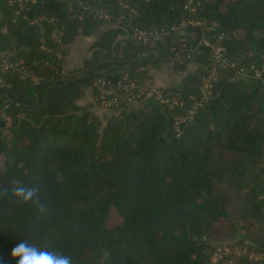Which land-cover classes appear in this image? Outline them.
Segmentation results:
<instances>
[{"label":"trees","instance_id":"1","mask_svg":"<svg viewBox=\"0 0 264 264\" xmlns=\"http://www.w3.org/2000/svg\"><path fill=\"white\" fill-rule=\"evenodd\" d=\"M89 1L113 13L130 2L141 27L187 16L183 0ZM1 14L0 52L11 54L0 61H17L30 75L0 72V188L16 177L38 183L48 211L37 221L34 207L0 198V264H16L11 249L22 239L75 264H214L216 243L237 234L264 254V0H197L196 11L226 32L228 56L260 69L261 79L219 74L210 98L189 115L201 99L196 69L161 89L176 99L173 108L152 98L142 110L123 105L105 122L76 102L87 89L96 97L93 80L125 69L140 74L171 58L179 40L137 43L111 28L92 44V62L79 74L64 72L55 30L64 55L100 21L73 17L58 0H37L18 14L0 0ZM175 116L185 117L179 133Z\"/></svg>","mask_w":264,"mask_h":264},{"label":"built area","instance_id":"2","mask_svg":"<svg viewBox=\"0 0 264 264\" xmlns=\"http://www.w3.org/2000/svg\"><path fill=\"white\" fill-rule=\"evenodd\" d=\"M37 0H5V4L13 8L15 14L21 9L28 8ZM65 4L67 10L73 17L81 19L84 16L92 17L96 20L114 21L118 20V25L128 34V37L137 43H158L166 40L173 41L175 36H179V44L171 54L175 64L183 65L185 62H194L196 58H201L206 54L207 58L202 65L203 76H201V99L192 105L188 114H192L196 106L201 105L211 96V88L217 81L219 74L230 73L233 79H261V70H250L246 65L228 56L224 41L227 37L225 31L219 29L217 23L196 15L197 0H183L182 10L186 13V18L169 25L141 27L133 22L137 14L134 4L127 1H119L116 13H112L109 8L100 4L97 5L89 0H58ZM72 8V10H69ZM53 23L54 18H49ZM194 28L195 31H190ZM55 40L58 44L61 41V31L57 30ZM170 59V60H171ZM25 72L17 61H10L3 58L0 61V71L2 72ZM179 69L177 74H181ZM140 74H132L128 69L112 77L99 76L92 82V88L97 92V104L104 110L120 111L123 105L140 100L154 99L170 109L177 105L173 96H166L162 88L154 85L151 67L149 65L139 68ZM185 117L175 116V131L179 133L178 124ZM230 249L226 243L219 244L214 250V257L224 253H229Z\"/></svg>","mask_w":264,"mask_h":264},{"label":"rangeland","instance_id":"3","mask_svg":"<svg viewBox=\"0 0 264 264\" xmlns=\"http://www.w3.org/2000/svg\"><path fill=\"white\" fill-rule=\"evenodd\" d=\"M69 10H72V8H69ZM1 17H2V14L0 15V19H1ZM97 21L101 22L99 27L97 29L93 30V32L89 36H82V35L76 36L74 38V40L66 47L67 53L64 55L61 53V51L64 49L62 42L60 44H58L55 40V35L57 34L56 30H55V33L53 35V40H54L55 44L59 45L58 48L56 49L55 54H56V57L58 59H61L64 72H68V71L72 70V71H75L76 73L79 74L80 68L84 67L87 63L92 62V60H93V53H92L93 46H92V44L97 39H99V37L104 33V31L111 29V28H119L120 33H119L117 38H119V39L129 38L128 34H126V32L122 29V27L118 25L119 22L117 19L114 21H112V20L111 21L97 20ZM178 40H180V37L175 36L173 38V41H171V42L175 43ZM46 49H48V48H46ZM164 53H165V51L158 52L153 56V58H158V57L162 56ZM3 54H11V52L10 51L0 52V55H3ZM170 59L171 58L164 59L163 61L158 62L154 65L148 64L151 67V69H152V67L154 68V78H155L156 82L160 85H165V86L167 85L168 87L176 86L177 82L179 81L177 76L180 77L181 75L184 74L185 70H183V69L186 67L187 64L191 65L192 68L195 70L202 68V65L200 63L192 62V61L186 63L185 67L183 68V67H181L182 65H180L178 63L175 64L172 61V59L171 60ZM179 69L183 70L182 74H177ZM0 72H2V71H0ZM16 73H19L20 75H22V77L30 75L29 71L26 70L23 73V72H21V69L19 70V72L17 71ZM93 91H94V89H93ZM86 92H88V93H86ZM85 93H86V95L88 94L89 98H86V99L85 98H81V99L79 98L76 101L78 104L80 103V104L84 105L85 103L90 102V98H92L96 101V97H93V95H92L93 93H92L91 89H87L84 92V96H85ZM90 105L92 106L93 104H90ZM85 107H87V106H85ZM128 108H131V106L127 107V109ZM132 108H134V106H132ZM88 109L90 110V108H88ZM121 111H123V110H121ZM118 112L119 111L107 110V112H105L101 115V119L105 122V120L109 116H111L113 114H117ZM2 132H3V134H5L6 129H4ZM222 243H226L228 245L230 252L224 253V254H221L220 256L215 257V260H213L214 264H219L221 261L223 262V264H232L235 262V260H237L238 258H240L242 256H247L248 258H253L256 260H258V259L260 260L261 258H264V257H262V256H264V254H258L256 252L251 251L247 247V244H249V241L247 239H244V241H241V237L239 234L235 235L234 237H232L230 239H225L224 241L216 243V245L218 246L219 244H222ZM214 250H213V254H212V259L214 257Z\"/></svg>","mask_w":264,"mask_h":264},{"label":"clouds","instance_id":"4","mask_svg":"<svg viewBox=\"0 0 264 264\" xmlns=\"http://www.w3.org/2000/svg\"><path fill=\"white\" fill-rule=\"evenodd\" d=\"M0 198L18 206H32L36 209L38 221L48 209L40 198V185L16 177L6 187L0 188ZM11 257L16 264H75L74 258L59 251L42 248L22 239L11 249Z\"/></svg>","mask_w":264,"mask_h":264},{"label":"crops","instance_id":"5","mask_svg":"<svg viewBox=\"0 0 264 264\" xmlns=\"http://www.w3.org/2000/svg\"><path fill=\"white\" fill-rule=\"evenodd\" d=\"M192 68V66L191 65H189V64H187L186 65V67L183 69V70H185L184 71V74L183 75H181L180 77H178L177 76V78L179 79V81L177 82V84H179L180 83V80L182 79V77L183 76H185V75H187L188 73H190V72H192L193 70H195V69H193ZM183 70H181L182 72H183ZM182 72H181V74H182ZM151 73H152V76H153V82H154V85L156 86V87H158V88H166V87H168L167 85L165 86V85H160V84H158L157 82H156V80H155V78H154V68L152 67V69H151ZM176 84V85H177ZM86 93H88V92H86ZM86 93H85V96L83 95V97H81V98H89V96H88V94L86 95ZM80 98V99H81ZM80 104V103H79ZM90 104H93L92 106L90 105ZM80 105H82V106H87L88 108H90V110L91 111H93L96 115H98L100 118H101V115L103 114V113H105V112H107V110H104V109H102L98 104H97V102L94 100V99H92V98H90V102H88V103H85L84 105L83 104H80ZM146 105H147V101L146 100H141V101H134V102H131V103H129L128 105H127V107H132V106H134V108L135 109H144L145 107H146Z\"/></svg>","mask_w":264,"mask_h":264},{"label":"water","instance_id":"6","mask_svg":"<svg viewBox=\"0 0 264 264\" xmlns=\"http://www.w3.org/2000/svg\"><path fill=\"white\" fill-rule=\"evenodd\" d=\"M250 30H251V27H250V29H249V32H250ZM247 36H248V34H247ZM175 49H177V47H176ZM98 74H99V72H94V73H91V74H89V75H87V76H83L81 79L94 78V77H96Z\"/></svg>","mask_w":264,"mask_h":264}]
</instances>
